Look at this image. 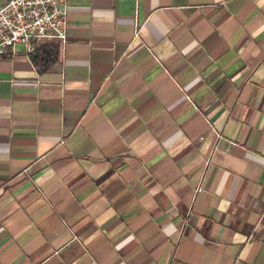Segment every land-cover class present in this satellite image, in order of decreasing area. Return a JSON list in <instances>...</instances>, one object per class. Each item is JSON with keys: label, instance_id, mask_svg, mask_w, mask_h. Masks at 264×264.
I'll list each match as a JSON object with an SVG mask.
<instances>
[{"label": "crops", "instance_id": "obj_1", "mask_svg": "<svg viewBox=\"0 0 264 264\" xmlns=\"http://www.w3.org/2000/svg\"><path fill=\"white\" fill-rule=\"evenodd\" d=\"M68 6L0 54V264H264V0Z\"/></svg>", "mask_w": 264, "mask_h": 264}, {"label": "built area", "instance_id": "obj_2", "mask_svg": "<svg viewBox=\"0 0 264 264\" xmlns=\"http://www.w3.org/2000/svg\"><path fill=\"white\" fill-rule=\"evenodd\" d=\"M68 0H6L0 4V54L23 45L29 56L36 46L68 41ZM136 33V32H135Z\"/></svg>", "mask_w": 264, "mask_h": 264}, {"label": "trees", "instance_id": "obj_3", "mask_svg": "<svg viewBox=\"0 0 264 264\" xmlns=\"http://www.w3.org/2000/svg\"><path fill=\"white\" fill-rule=\"evenodd\" d=\"M57 54L58 45L55 42H48L37 45L35 52L29 57L38 70L43 72L56 63Z\"/></svg>", "mask_w": 264, "mask_h": 264}]
</instances>
